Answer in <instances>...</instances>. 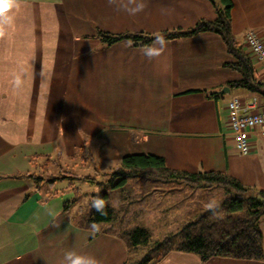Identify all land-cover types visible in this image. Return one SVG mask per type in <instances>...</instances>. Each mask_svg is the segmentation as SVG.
Returning <instances> with one entry per match:
<instances>
[{
    "label": "crops",
    "instance_id": "crops-1",
    "mask_svg": "<svg viewBox=\"0 0 264 264\" xmlns=\"http://www.w3.org/2000/svg\"><path fill=\"white\" fill-rule=\"evenodd\" d=\"M18 2L11 13L14 23L0 39V264H60L69 249L95 256L100 264H138L144 247L130 249L123 231L145 228L153 236L154 227L162 233L173 228L168 237L173 236L209 211L210 200L221 204L226 196L220 187L148 181L144 175L133 179L135 188L125 189L122 197L129 200L122 207L113 205L123 208L121 216H130L123 220L126 226L104 223L92 235L82 224L90 201L89 208L79 209L74 200L65 201L55 189L66 181L62 177L36 181L32 176L41 177L32 172L35 160L45 161L46 168L51 159L64 158L68 166L83 154L98 175L108 176L126 156L153 155L173 172L223 173L264 192V139L252 136L251 153L239 154L228 110L233 98L257 99L263 110L264 98L230 86L240 76L226 67L231 58L219 36L167 40L168 49L151 61L142 55L143 47L107 46L98 37L99 32L151 37L187 32L202 21H216L211 0H143L147 7L136 14L132 10L141 0ZM232 2V33L264 83L245 41L250 30L264 39V0ZM17 77L21 87L14 85ZM202 195L204 200L196 199ZM156 264L264 261L202 262L173 250Z\"/></svg>",
    "mask_w": 264,
    "mask_h": 264
},
{
    "label": "trees",
    "instance_id": "trees-1",
    "mask_svg": "<svg viewBox=\"0 0 264 264\" xmlns=\"http://www.w3.org/2000/svg\"><path fill=\"white\" fill-rule=\"evenodd\" d=\"M211 1L217 9L216 21H202L194 29L187 32L166 33L164 34L166 40L192 37L201 33L219 36L224 41L227 54L231 58V61L226 63V67L233 69L240 76L239 80L230 83V86L244 89L250 94L264 98V83L257 76L252 58L232 33V0ZM98 37L107 46L128 43L133 47H144L151 44L153 40V37L144 33L112 35L99 32ZM79 160L85 161L86 158L80 159L78 156L74 160L76 166L83 167V162L79 163ZM144 175L147 176L148 181L163 178L202 187H220L226 190V198L220 204L222 219L213 216L210 211H206L195 222L188 224L177 234L154 244H151V233L145 228L123 231L122 235L130 249L138 247L148 249L147 255L138 264H156L173 250L194 254L202 262H207L212 258L264 261L263 235L260 230V223L264 220V192L244 187L223 173L189 174L173 172L166 167L163 158L153 155L124 157L120 168L111 170L106 178L108 182L106 179L102 182H96L95 179H84L93 185L103 186L97 194L103 197L107 203V215L101 216L95 210L89 209L82 220V224L89 226L93 221L99 225L115 222L117 216H121L119 212L121 213L123 208L117 210L113 206L112 193H116L117 190L125 191V189L130 188L128 185L130 179L139 180ZM32 177L36 181H44L43 178ZM61 180L73 181L77 178L70 174L62 177ZM128 200V196L122 197L121 203H118L117 206L122 207L124 202Z\"/></svg>",
    "mask_w": 264,
    "mask_h": 264
},
{
    "label": "rangeland",
    "instance_id": "rangeland-1",
    "mask_svg": "<svg viewBox=\"0 0 264 264\" xmlns=\"http://www.w3.org/2000/svg\"><path fill=\"white\" fill-rule=\"evenodd\" d=\"M79 157H80V159L86 158L83 154H81ZM55 159L56 158L51 159V161H52V162H50L51 164L49 166H47L46 168H44L45 167L44 166L45 161H43L42 159H39L38 161L35 160L33 162L35 164V166H34L35 169L32 168V172L35 173L38 177L45 179L46 181L52 180L55 177L60 178V177H64V176H69L70 174L72 175V177L75 176L77 178V180H73V181L66 180L63 182L58 181L55 189L59 190L60 193L63 194V196H64L63 199L65 201L66 200H68V201L74 200V203L72 202V205H74L76 207V209H79L81 206L89 208L88 202L91 201L92 197L97 195V190H99L103 186L102 185H93V183L87 182L84 179H88V180L95 179L96 182H102L108 176H105L102 174L98 175V173H97L98 169L92 163L91 158H89V157L86 158L85 161L79 160V163L83 162V164H82L83 167L82 166H76L75 163H71L67 166V160L64 158L59 159V160H55ZM106 182H108L107 179H106ZM44 186H46V185H44ZM133 188H135V184L133 183V179H130V189H133ZM109 191L112 192L111 190H109ZM221 191L226 195L225 189L222 188ZM123 193H124V191L117 190V192L115 194V198H114V204L117 205L118 203H121ZM212 193L215 195L218 194V193H215L214 191H212ZM205 194L207 195L208 192ZM204 196L205 195H202V197H198L196 199H203L204 200L206 198ZM221 198H222V195H221ZM225 198H226V196H225ZM195 214H196V212L194 213V215ZM129 218H130V216H117L116 224H117V222L119 223L121 221L120 222L121 226H120V228L115 227V229H121V227L123 226V224L125 222L123 220H127ZM127 224L129 225V228H130V222L129 221H127ZM260 228H261L260 230L263 231L264 221L261 223ZM129 230H131V229H129ZM162 230H163V233L161 232L160 229H155V227H154V235L152 236L151 244H154L158 241H162V239L167 238L169 236L168 233L174 232L173 228H167V229L165 228ZM120 231L122 232L123 230H120ZM262 241H263V238H262ZM147 253H148L147 248L139 250V254L141 256L142 255L146 256Z\"/></svg>",
    "mask_w": 264,
    "mask_h": 264
},
{
    "label": "clouds",
    "instance_id": "clouds-1",
    "mask_svg": "<svg viewBox=\"0 0 264 264\" xmlns=\"http://www.w3.org/2000/svg\"><path fill=\"white\" fill-rule=\"evenodd\" d=\"M109 4L116 3V0H108ZM19 7L18 0H0V39H3L7 34V29L10 28L14 23V16L11 14L13 9ZM147 5L141 0L140 3L132 10V14L139 13L146 8ZM168 49V41L162 34H155L152 43L144 46L141 49L142 55L148 60L158 59ZM15 87H21L22 81L19 77L14 80ZM99 190H97V193ZM91 209L95 210L101 216L107 215V203L103 197L99 194L91 198L90 201ZM206 209L209 210L213 216L222 219L223 215L220 211V203L216 200H210L206 205ZM51 215L52 213L49 212ZM53 226L59 227V224ZM90 233L95 235L100 232V225L96 222H92L89 225ZM60 264H100V261L92 255L84 254L76 251L75 249H69L64 251Z\"/></svg>",
    "mask_w": 264,
    "mask_h": 264
},
{
    "label": "built area",
    "instance_id": "built-area-1",
    "mask_svg": "<svg viewBox=\"0 0 264 264\" xmlns=\"http://www.w3.org/2000/svg\"><path fill=\"white\" fill-rule=\"evenodd\" d=\"M245 41L251 54L259 62L264 78V39L261 33L250 30L246 33ZM228 110L236 150L239 154L247 156L252 151L251 137L258 136L264 139V109L260 110L257 99L246 102L240 98H233L228 105Z\"/></svg>",
    "mask_w": 264,
    "mask_h": 264
},
{
    "label": "water",
    "instance_id": "water-1",
    "mask_svg": "<svg viewBox=\"0 0 264 264\" xmlns=\"http://www.w3.org/2000/svg\"><path fill=\"white\" fill-rule=\"evenodd\" d=\"M226 91H227V93H230V89L229 88H227ZM221 94H224V92H221Z\"/></svg>",
    "mask_w": 264,
    "mask_h": 264
}]
</instances>
